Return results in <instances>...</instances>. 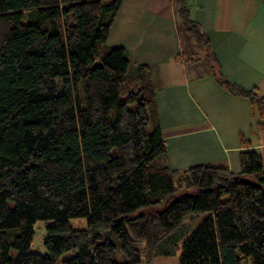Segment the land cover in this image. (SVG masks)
<instances>
[{
  "label": "trees",
  "instance_id": "1",
  "mask_svg": "<svg viewBox=\"0 0 264 264\" xmlns=\"http://www.w3.org/2000/svg\"><path fill=\"white\" fill-rule=\"evenodd\" d=\"M121 4L0 0V264H57L74 249L62 264H139L192 213L207 216L182 241L180 264H264L261 154L242 151L239 173L163 164L149 67L132 74L125 47L106 46ZM179 14L219 83L264 106L220 75L187 0ZM82 217L85 228L71 225ZM42 220H53L46 253L32 249Z\"/></svg>",
  "mask_w": 264,
  "mask_h": 264
},
{
  "label": "crops",
  "instance_id": "2",
  "mask_svg": "<svg viewBox=\"0 0 264 264\" xmlns=\"http://www.w3.org/2000/svg\"><path fill=\"white\" fill-rule=\"evenodd\" d=\"M191 18L210 40L222 77L264 97L262 0H187ZM181 0H122L106 46H124L130 71L149 67L155 86L151 121L160 122L163 164L183 171L223 163L242 170L254 150L264 165V106L221 85L204 47L184 27Z\"/></svg>",
  "mask_w": 264,
  "mask_h": 264
},
{
  "label": "rangeland",
  "instance_id": "3",
  "mask_svg": "<svg viewBox=\"0 0 264 264\" xmlns=\"http://www.w3.org/2000/svg\"><path fill=\"white\" fill-rule=\"evenodd\" d=\"M131 108L134 105H130ZM207 216V213L189 214L182 222L173 230L166 238L162 240L156 249L154 257L149 260L147 258V251H143V261L139 264H180V254L182 241L185 236L188 235L193 229H195ZM53 220L38 221L34 227V235L32 239V249L40 253H46V247L44 240L47 235V227L52 224ZM70 223L75 228H85L87 226L86 218H70ZM143 246V245H142ZM74 249L71 252L64 254L57 264H62V260L69 254L76 253ZM118 260L125 261L126 257L124 253L118 249Z\"/></svg>",
  "mask_w": 264,
  "mask_h": 264
}]
</instances>
